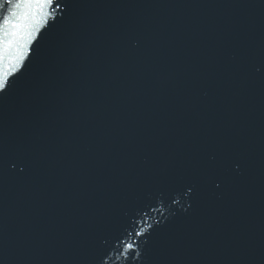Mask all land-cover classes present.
Instances as JSON below:
<instances>
[{"label":"water","instance_id":"95a60500","mask_svg":"<svg viewBox=\"0 0 264 264\" xmlns=\"http://www.w3.org/2000/svg\"><path fill=\"white\" fill-rule=\"evenodd\" d=\"M59 3L5 64L0 264H115L141 228L127 264H264V0Z\"/></svg>","mask_w":264,"mask_h":264},{"label":"snow or ice","instance_id":"6c2138e0","mask_svg":"<svg viewBox=\"0 0 264 264\" xmlns=\"http://www.w3.org/2000/svg\"><path fill=\"white\" fill-rule=\"evenodd\" d=\"M61 8L59 0H0V93L6 91L8 86V73L5 71V64L10 63L12 69L18 70L26 59L28 45L31 43L33 35L39 30L38 24L46 25L53 20L56 11ZM12 61H15L12 63ZM257 73L264 74V64L254 68ZM4 163L0 160V166ZM239 170V165L235 166ZM211 178V173H209ZM214 187L220 188L219 181H213ZM177 194L190 195L193 191L191 185L186 189L175 190ZM172 203L179 201L174 196H169ZM160 206H163L161 198ZM189 207L191 205L189 204ZM146 229H139L128 233L127 242L121 241L122 248H116L115 264H127L131 258L140 261L144 257V252L140 250L137 243L131 239L132 236H144ZM199 242L196 236L180 237L176 243L179 245H191ZM112 257L110 253L104 252L99 257V264H108Z\"/></svg>","mask_w":264,"mask_h":264}]
</instances>
